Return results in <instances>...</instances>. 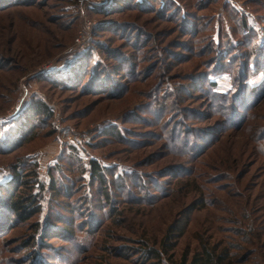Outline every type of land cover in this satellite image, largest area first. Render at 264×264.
I'll return each instance as SVG.
<instances>
[{
    "label": "rangeland",
    "instance_id": "1",
    "mask_svg": "<svg viewBox=\"0 0 264 264\" xmlns=\"http://www.w3.org/2000/svg\"><path fill=\"white\" fill-rule=\"evenodd\" d=\"M130 2L0 0V129L8 133L36 100L50 114L31 116L22 145L0 148V184H11L14 199L39 195L41 206L0 227V264H33L28 254L34 264H179L199 239L236 245L234 264H264V154L253 147L264 144V100L247 121L227 120L216 105L222 97L241 114L232 100L239 63L223 61L248 53L243 20L262 35L264 0ZM122 53L135 71L128 79ZM91 160L105 184L91 179ZM20 162L19 181L31 187L12 180ZM184 177L201 193L174 194ZM199 195L204 208L185 207ZM48 219L56 228L34 247V225ZM144 242L160 261L137 250Z\"/></svg>",
    "mask_w": 264,
    "mask_h": 264
},
{
    "label": "trees",
    "instance_id": "2",
    "mask_svg": "<svg viewBox=\"0 0 264 264\" xmlns=\"http://www.w3.org/2000/svg\"><path fill=\"white\" fill-rule=\"evenodd\" d=\"M2 1L7 2V0H2ZM133 1L134 0H132V2ZM29 4L30 6H33L32 3H29ZM129 4H132L130 0H112L111 7L121 8ZM15 5L16 4L9 5V7L6 6L5 9L10 8V6L13 7ZM1 10L3 9H0V11ZM176 18L177 17L174 16L173 19H176ZM188 20H191V18ZM114 24L120 25L121 31L123 30L124 32H131L129 36V40L132 36L133 37L136 36L134 35V33L137 32V28L132 27L130 24L128 23L121 24L119 21L117 22L114 21ZM188 24H191V23L189 21L187 22L181 21L180 26H184ZM240 25H241L242 33H244V35L241 36L244 38L243 45L244 46L246 45L248 53H246L247 54L246 57L244 55V57L240 60L236 58L232 61L231 59H228V57H226V59H224L223 62H229L228 64H230V68L233 64L239 63L238 67H235L237 76L235 75L234 80L237 81V87L235 89V92L236 94L238 92L240 96L238 95L237 98L236 96H234L232 100H235V105H237V107L241 110V112L239 111L241 114L239 113L237 114L233 106H227L225 103L226 99L222 97L216 100V105L220 104L222 110L229 111L227 115L225 114L226 115L225 117H227V120H231L232 115H233V118L237 119V117L241 116V118H243L242 121H247L251 110L255 109L264 100V26L262 28V35L260 36L258 32L255 29L249 27L244 20L240 23ZM234 51L235 50L231 48V50L229 51V55L233 54ZM122 57H123L122 62L124 60V65L120 69L123 70L121 72L125 74L126 78L128 79L129 74L135 73L134 67L128 66L129 64L126 63V60H127V58H125L126 54L122 53ZM133 60H136V58ZM5 63L6 61H4V58H3V61L1 62L0 66L6 65ZM234 66H237V65H234ZM247 71H252L253 74H249L247 73ZM54 75L64 76V80L70 83H72L73 80H75L74 76H71L68 72L63 73L61 71H55L52 73V76ZM251 75L253 76L252 78L254 77H260V78L257 82H253V79L250 77ZM66 78H69L71 80H67ZM107 78L108 80H110V82L108 81L109 85L115 84L114 80L116 77H115L114 72L108 75ZM117 82L122 83L121 81H117ZM99 84L101 83L94 82V86H97ZM212 87L213 86L208 83L207 88L211 89ZM241 89H244V90H241ZM208 94L211 96L212 92L209 91ZM246 94H248L247 100H245ZM48 109H49L48 107H45L43 105L41 100H36L34 103L30 104L29 109H27L24 113V117H23L24 119H20L21 118L20 117L19 118L20 120L18 119L19 121L17 120V122L11 125L8 133L7 131H1L0 129V148H9L8 151H12L15 148L19 147L20 145H22L23 142H25L26 139H29V137L33 134L31 132V129L27 127L30 124L28 123L30 122L29 119H32L31 116L35 118L34 117L35 115V116H39L40 118V113H43V112H46L45 114L49 116L50 114H49ZM263 109L264 107H261V110ZM224 111H223V114H224ZM257 128H258L257 131L261 133L263 131L264 125L257 123ZM4 133H7V136L5 138H3ZM261 136H264V134ZM257 139H259V141L262 142L264 137H259ZM253 142L255 144V146L253 145V147L257 151L264 154V144L258 143L256 140H253ZM21 163L22 162H20L17 165V167H14V177L12 180L15 179V182H17V186L21 184L27 185L29 183L28 181H26L27 179H22L21 181H19L21 167H22ZM90 176H91V179L98 181L100 185L105 184V179H104V174H102V169L101 167H99L98 163L94 162V160H91ZM185 178L188 179V177H184L178 180L175 186L174 194L176 192H185L186 194H189L191 192L196 193V194L201 193L202 188L199 182L196 181V179L193 178L189 180L187 179L184 180ZM191 180H192V183L190 185V188H188V184H190ZM8 184L11 185L10 183ZM7 185L0 184V227L1 226L5 227V224H6V228L7 227L13 228L14 223H17V224L23 223L30 216L38 214L41 210V206L39 205V199H38L39 195L35 196L33 193L29 192L27 195L23 196V198L21 197V199H17V198L14 199L15 195H13V193L15 189H9L8 187L9 185L8 186ZM27 187H31V186L27 185ZM45 188L46 187L44 186L43 189L45 190ZM48 189H50L53 192H56L55 191L56 187H51L48 185ZM2 191H5L7 194L5 193L3 195ZM108 198L110 197L107 195V201H108ZM188 203L189 202H187L185 207H191L193 209L195 208L199 210L205 207V204L207 203V201L202 195H199L197 198H195L194 200L190 202V205H188ZM32 208H33V212L29 213V210ZM56 216H57V213L54 217H52V219H55ZM5 220H7L6 223H3L5 222ZM47 221L49 223L47 222L42 223L40 221H36V224L34 225L35 227L34 232L36 234L31 235V237L29 238L32 241L31 243L34 242L33 244L34 247L36 246V244L38 245L39 241L42 242L43 241L42 237L46 236L48 232H50L48 231L49 227L55 226L54 223L51 222V219H48ZM116 221H118V219ZM55 228L56 226L53 229ZM171 234L173 233H168V235H170L169 237H171ZM168 235L162 241V246L165 251L169 249V248H166L165 246H170L165 242V240L168 239ZM144 243H145V248L141 247L140 249H137V250H141V252L144 253V256L147 259L155 258L156 260L160 261L161 260L160 257L162 255L161 252L158 251V249H156L155 247L151 245L149 246L148 243L146 242ZM237 249L238 247L232 243L219 242L216 244L215 243L210 244V242L205 241L204 239H199L197 249L190 255L184 254L179 264H234L235 260L237 259L236 258ZM28 257L32 258L31 262L33 264L37 261V256L32 257V254H28L27 258Z\"/></svg>",
    "mask_w": 264,
    "mask_h": 264
}]
</instances>
